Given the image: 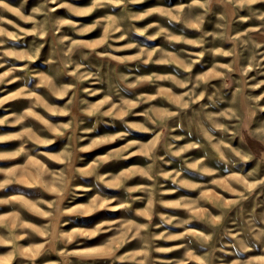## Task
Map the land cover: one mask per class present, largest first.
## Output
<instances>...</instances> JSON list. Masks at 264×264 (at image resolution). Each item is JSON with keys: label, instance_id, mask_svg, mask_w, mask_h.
<instances>
[{"label": "rangeland", "instance_id": "374dc122", "mask_svg": "<svg viewBox=\"0 0 264 264\" xmlns=\"http://www.w3.org/2000/svg\"><path fill=\"white\" fill-rule=\"evenodd\" d=\"M0 264H264V0H0Z\"/></svg>", "mask_w": 264, "mask_h": 264}]
</instances>
